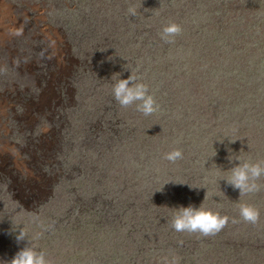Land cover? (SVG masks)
<instances>
[{
  "label": "rangeland",
  "instance_id": "374dc122",
  "mask_svg": "<svg viewBox=\"0 0 264 264\" xmlns=\"http://www.w3.org/2000/svg\"><path fill=\"white\" fill-rule=\"evenodd\" d=\"M131 74L152 115L115 100ZM230 153L264 161V0H0L5 264L31 242L50 264H264V177L240 197ZM202 203L219 233L172 228Z\"/></svg>",
  "mask_w": 264,
  "mask_h": 264
},
{
  "label": "clouds",
  "instance_id": "9594fccd",
  "mask_svg": "<svg viewBox=\"0 0 264 264\" xmlns=\"http://www.w3.org/2000/svg\"><path fill=\"white\" fill-rule=\"evenodd\" d=\"M129 13L135 15V10L130 8ZM180 31V26L173 23L163 29L161 39L172 43L171 38ZM113 95L121 107L135 104L136 110L145 116L152 115L157 110L155 98L149 94L148 87L143 83H137L136 77L132 74L127 79L120 78L113 85ZM182 156V152L177 149L167 153L164 158L175 163L178 159H182ZM228 160L230 163L233 161H239V163L237 166L227 170L226 172L229 174L221 181H225L228 187L239 190L240 197L260 191L261 185L257 181L264 177V161L255 163L244 161L239 155L233 156L231 153L228 156ZM239 215L245 222L256 223L260 212L254 206L240 204ZM228 222L229 217L221 216L218 212L214 213L210 210H205L202 203L199 207L189 204L187 207L181 205L176 208L171 226L176 232L199 233L207 237L219 233ZM26 238L24 228L20 229L15 236L18 243ZM0 264H5V262L0 260ZM8 264H50V261L46 258V253L43 250H37L31 242L30 247L22 248ZM165 264H179V257L173 256L171 261L165 258Z\"/></svg>",
  "mask_w": 264,
  "mask_h": 264
}]
</instances>
